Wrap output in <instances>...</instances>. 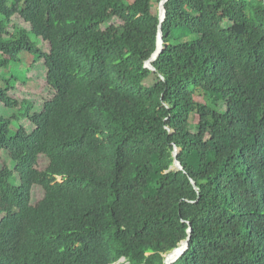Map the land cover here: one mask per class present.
Returning <instances> with one entry per match:
<instances>
[{
	"label": "trees",
	"instance_id": "1",
	"mask_svg": "<svg viewBox=\"0 0 264 264\" xmlns=\"http://www.w3.org/2000/svg\"><path fill=\"white\" fill-rule=\"evenodd\" d=\"M161 1L0 0V264H264V0H168L151 70Z\"/></svg>",
	"mask_w": 264,
	"mask_h": 264
},
{
	"label": "rangeland",
	"instance_id": "2",
	"mask_svg": "<svg viewBox=\"0 0 264 264\" xmlns=\"http://www.w3.org/2000/svg\"><path fill=\"white\" fill-rule=\"evenodd\" d=\"M157 8V9H156ZM156 10H159V7H155ZM23 28L29 30V25L24 23L23 20L19 16L14 17L13 24L8 27L10 32L17 31L18 28ZM32 40L35 38L32 36ZM44 48H47V45L44 44ZM35 59V55L27 53H23L20 55V59L13 60L9 69L3 70L2 75H6L8 73H13L14 75H18V82L16 83V92L15 95L18 99H29L35 101V111L40 110L45 100H49L53 97L54 91L46 86V82L44 81L41 73V67L38 64H33L29 70L27 71V67L30 63H33ZM26 69V70H25ZM152 79L146 84H150ZM29 126L28 123H26ZM13 126V125H12ZM14 129V126L11 127ZM48 164V160L44 157L40 159V167L44 169ZM58 180H61L60 178ZM15 184H19V178L17 174L14 179ZM44 196V191L41 187H34L32 192V203L35 204L39 200H41ZM115 264H118L115 263Z\"/></svg>",
	"mask_w": 264,
	"mask_h": 264
},
{
	"label": "water",
	"instance_id": "3",
	"mask_svg": "<svg viewBox=\"0 0 264 264\" xmlns=\"http://www.w3.org/2000/svg\"><path fill=\"white\" fill-rule=\"evenodd\" d=\"M168 0H162L159 4V19H160V25H159V32H158V41H159V38L161 37V40H162V45L159 46L158 45V41H157V48H156V51L153 53V55L151 56V58L145 63V66L151 70H154L153 66H152V62L155 61L159 55L163 52L164 50V45H163V35H162V22L164 21L165 19V15H166V10H165V3L167 2ZM178 149L175 148V151H174V157H175V160H174V167L177 169V170H182V166L180 164V162L178 161L177 159V155H178ZM194 184V182H193ZM191 230H189L190 232ZM190 238V237H189ZM189 238L182 242L180 244V246L171 251L169 254L172 255V257H169V263H166V260H165V264H173L178 258H180V256L188 249V246H189Z\"/></svg>",
	"mask_w": 264,
	"mask_h": 264
},
{
	"label": "clouds",
	"instance_id": "4",
	"mask_svg": "<svg viewBox=\"0 0 264 264\" xmlns=\"http://www.w3.org/2000/svg\"><path fill=\"white\" fill-rule=\"evenodd\" d=\"M121 260H125L126 261V264H129V262L125 259V258H121L119 261H118V264ZM117 263V262H116ZM115 264V263H114Z\"/></svg>",
	"mask_w": 264,
	"mask_h": 264
},
{
	"label": "built area",
	"instance_id": "5",
	"mask_svg": "<svg viewBox=\"0 0 264 264\" xmlns=\"http://www.w3.org/2000/svg\"><path fill=\"white\" fill-rule=\"evenodd\" d=\"M119 264H126V261H125V260H121V261L119 262Z\"/></svg>",
	"mask_w": 264,
	"mask_h": 264
}]
</instances>
